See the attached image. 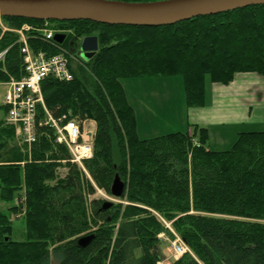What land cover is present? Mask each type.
Segmentation results:
<instances>
[{
	"label": "trees",
	"instance_id": "trees-1",
	"mask_svg": "<svg viewBox=\"0 0 264 264\" xmlns=\"http://www.w3.org/2000/svg\"><path fill=\"white\" fill-rule=\"evenodd\" d=\"M2 19L15 29L73 30L62 44L27 31L37 51L72 50L71 40L87 35L100 46L88 61L72 63V80L42 82L54 117L96 121L94 155L84 160L92 180L48 124L37 122L30 157L26 143L13 142L15 126L0 121V198L17 200L10 213L0 211V264H157L164 258L159 235L174 237L165 220L192 251L171 264H264V131H243L220 151L209 148L208 129L199 124L141 138L123 85L124 78L179 75L195 107L205 104L207 76L227 84L236 73L263 74L264 4L157 26ZM21 45L18 33L0 26V52L7 49L0 81L25 74ZM38 118L47 119L41 104ZM63 165L64 177L57 172ZM117 174L127 184L118 202L104 209V200L89 199L92 181L111 193ZM14 213L25 224L24 240L12 239ZM92 233L87 246L77 244Z\"/></svg>",
	"mask_w": 264,
	"mask_h": 264
},
{
	"label": "rangeland",
	"instance_id": "rangeland-1",
	"mask_svg": "<svg viewBox=\"0 0 264 264\" xmlns=\"http://www.w3.org/2000/svg\"><path fill=\"white\" fill-rule=\"evenodd\" d=\"M77 41L78 39L76 41L73 40L72 43L76 45ZM81 58H83L82 55ZM167 77H163L159 81L151 77L152 79L148 82L142 77H130L124 78L123 80V85H127L128 101L134 105L136 112L147 115L148 118V120H144L143 116H141V119L137 120L142 126L140 133H138L141 138L161 136V134H167L173 131H186V126L188 125L186 121L189 112L188 108L190 107L192 109L193 106H190L187 100L184 78L179 75H170V77ZM142 83L145 86L147 83L151 84L148 93L141 92L140 94L139 90H137L138 85ZM205 87V104L193 107L197 109L193 113L194 115H192V121L196 122L199 120L205 123L225 122L230 124L224 130L225 133L228 131L225 139L222 138L221 133L211 132V137L207 141V145L210 148L219 151L231 149L237 139L234 134L235 131L233 130H238V132L264 131V73L253 71L236 73L234 79L227 84L218 81L213 82L210 76H207ZM5 88V85L0 84V121H3L4 125H7L8 121L4 116L5 108L3 107ZM87 120L88 122L87 124L85 123V126L91 128L92 125L89 119ZM233 123L236 125H233ZM192 129L189 130L192 132ZM13 142L20 146L22 144L18 141L17 132ZM31 149L26 146L30 157ZM23 163L24 161L21 164ZM80 170L85 174L83 169ZM57 172L60 176L64 177L68 173V168L65 165L60 166ZM85 175L88 177L87 174ZM92 184L95 185V191L94 194L88 195L90 200L98 198L105 202L106 200L118 202V199L112 196L111 193H108L106 189L104 190L98 187L94 181H92ZM16 201V199L6 201L0 198V211L10 213L9 208ZM16 216V213L12 214V224L14 226L12 239L24 240L26 238L25 224L23 223L22 216ZM166 222L169 223V226ZM165 223L174 233V237L171 238L167 232L159 235L161 240H163L161 251L164 254V258L161 261H165V264H171V261L175 259L172 242L181 236L171 227V222L165 220ZM189 249L191 251L190 247Z\"/></svg>",
	"mask_w": 264,
	"mask_h": 264
},
{
	"label": "built area",
	"instance_id": "built-area-1",
	"mask_svg": "<svg viewBox=\"0 0 264 264\" xmlns=\"http://www.w3.org/2000/svg\"><path fill=\"white\" fill-rule=\"evenodd\" d=\"M0 26H2L4 32L5 30H10L19 34L22 42L20 49L23 54L25 72L18 79L10 77L6 81H0V84L6 87L3 94V103L7 108L6 119L8 123L15 126L21 137V142L26 143L29 149L33 147L36 140L37 122L39 121V125L48 124L55 129L56 140L64 144L70 151V161L77 164L80 169H83V172L92 180L84 160L90 159L94 155L95 128L85 126L88 122L87 119L77 120L76 118H69L66 114L54 117L44 105V95L42 94V82L44 79L53 77L61 81L72 80L75 74L71 65L72 63L80 62L81 59L78 55H75L73 50H64L53 54H50L47 50L37 51L32 48L28 37H26V32L33 30L41 32L46 40L62 44L55 40V34L65 33L67 35L66 40L68 36L73 34V30L64 27L39 28L29 23L15 29L7 26L1 17ZM77 39L78 41L82 40L81 38ZM6 52L7 49L0 52V60L3 59ZM39 104L44 106L46 110L47 119L44 122L38 118ZM167 225L169 226V223ZM172 249L175 252V259L185 253L192 252L181 237L174 239ZM157 264H165V261L159 260Z\"/></svg>",
	"mask_w": 264,
	"mask_h": 264
},
{
	"label": "water",
	"instance_id": "water-1",
	"mask_svg": "<svg viewBox=\"0 0 264 264\" xmlns=\"http://www.w3.org/2000/svg\"><path fill=\"white\" fill-rule=\"evenodd\" d=\"M264 4V0H0V17H23L43 20H91L105 24L157 26L176 24L192 17L237 10L249 5ZM55 40L63 43L64 33H56ZM80 57L88 61L99 50L98 37L87 35L80 44ZM127 184L119 174L112 182L111 194L121 197ZM106 200L103 208L112 206ZM95 234H85L77 244L87 246ZM186 242V241H185Z\"/></svg>",
	"mask_w": 264,
	"mask_h": 264
},
{
	"label": "crops",
	"instance_id": "crops-1",
	"mask_svg": "<svg viewBox=\"0 0 264 264\" xmlns=\"http://www.w3.org/2000/svg\"><path fill=\"white\" fill-rule=\"evenodd\" d=\"M151 77H153V79H155V80H162L163 79V77H166V76H159V77H155V76H147V77H142V78H145V80L148 82V81H150V79H152ZM168 77H170V76H168ZM167 77V78H168ZM126 86L127 85H125L124 84V87H125V91H126ZM151 88V84L150 83H147V85L145 86V85H143V83L141 84V85H138V89L137 90H139V93L141 94V92H147L148 93V91H150L149 89ZM152 90H154V89H152ZM133 107H134V105H133ZM134 109H135V107H134ZM197 108H193L192 107V109H190V107L188 108V116H187V123H188V125L186 126L187 128H186V131H187V129L189 130V129H191L192 128V126L191 125H194V124H196V123H198L199 125H201V126H203V127H206L207 129H208V132H209V134H210V136L209 137H211V132H215V133H221V136H222V138H224L225 139V136H227V132L225 133V129H226V127L228 126V125H230L229 123L227 124V123H211V122H207V123H205V122H202V121H199V120H197L196 122H194V121H192V115H194L193 113L195 112V110H196ZM192 110V111H191ZM6 114H7V112H6V109H5V113H4V116L6 117ZM135 114H137V120H140L141 119V116H143V118H144V120H148V118H147V115H144V114H140V113H138V112H136V109H135ZM196 114V113H195ZM196 116V115H195ZM89 121H90V123H91V125H92V127H94L95 128V130L97 131V124H96V121L94 120V119H89ZM194 122V123H193ZM238 124V123H237ZM137 125H138V133H140V130H141V125L139 124V121H137ZM232 125V124H231ZM233 125H236L235 123H233ZM246 125H247V123H246ZM240 126V125H239ZM15 130H16V128H15ZM181 130V129H180ZM247 130V129H246ZM233 131H235L234 132V134L236 135V138L239 136V134L242 132H238V130H233ZM16 132H17V130H16ZM182 132V131H181ZM168 133H172V132H168ZM17 136H18V141L20 142V143H22L21 142V137L19 136V134H18V132H17ZM210 148V147H209ZM212 149V148H211Z\"/></svg>",
	"mask_w": 264,
	"mask_h": 264
}]
</instances>
